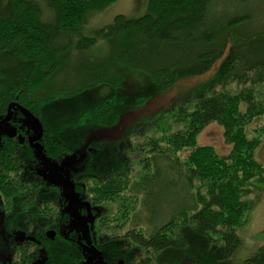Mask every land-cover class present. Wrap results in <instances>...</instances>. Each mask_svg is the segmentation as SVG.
Listing matches in <instances>:
<instances>
[{
	"label": "trees",
	"instance_id": "16d2710c",
	"mask_svg": "<svg viewBox=\"0 0 264 264\" xmlns=\"http://www.w3.org/2000/svg\"><path fill=\"white\" fill-rule=\"evenodd\" d=\"M117 1L0 0V115L7 113L11 103H18L40 120L44 137L69 139L70 152L82 157L88 170L114 171L113 179L94 183L102 204L118 203L126 187L142 192L144 207L136 214L140 222L131 224L149 226L148 231H139L150 234L148 241L142 240L146 246L174 255L185 252L184 257L198 263L229 264L242 243L238 231L255 205L246 198L264 189V164L255 158L261 139H249L246 132L255 118L264 115V0H148L142 17L117 15L107 26L84 35L88 14ZM76 37L78 42L71 41ZM101 40L107 46L104 56L69 66L70 48L88 52ZM225 62L229 66L221 76ZM127 71L144 75L164 92L177 77L202 81L196 86H201L199 92L191 89L184 101L140 117L153 120L150 131H160L162 136L146 137V130V142L134 145L140 158L147 150L153 155L139 159L134 175L118 158L115 139L95 137L118 126L122 114L112 98L88 109L54 108L84 91L120 85ZM222 77L221 88H215ZM228 81L241 89L232 93ZM206 89L208 93L202 95ZM13 109L17 118L28 119L20 109ZM212 123L223 127L230 153L222 156L206 146L182 161L178 154L195 148L198 135ZM258 133L264 134V129ZM103 146L110 149L102 153ZM165 164L177 176L171 187L180 185L185 198L181 206L167 205L163 219L160 205L154 206L153 201L160 200L158 184ZM122 200L128 203L120 210L127 223L136 208ZM188 233L210 252H189ZM245 264H264V245Z\"/></svg>",
	"mask_w": 264,
	"mask_h": 264
},
{
	"label": "flooded vegetation",
	"instance_id": "af4514ba",
	"mask_svg": "<svg viewBox=\"0 0 264 264\" xmlns=\"http://www.w3.org/2000/svg\"><path fill=\"white\" fill-rule=\"evenodd\" d=\"M17 114L0 128V264H161L151 254L166 250L146 246L150 234L123 223L122 206L113 203V216L104 215L94 183L113 179V171L88 170L69 139H38Z\"/></svg>",
	"mask_w": 264,
	"mask_h": 264
},
{
	"label": "rangeland",
	"instance_id": "374dc122",
	"mask_svg": "<svg viewBox=\"0 0 264 264\" xmlns=\"http://www.w3.org/2000/svg\"><path fill=\"white\" fill-rule=\"evenodd\" d=\"M147 4L148 0H118L116 3L107 7L103 11L89 13L85 25L82 26V32L84 35L92 34L98 29L110 24L117 15H125L128 17H142L147 11ZM79 39H77L76 37V39L72 38L71 41L78 42ZM66 41V39L63 40L64 44H68ZM106 51L107 46L105 41L103 40L96 43L95 46L92 47L88 52H78L76 48H70L69 53L67 54V62L69 66L74 64L79 65L80 63H83L85 61H93L95 59L101 58L105 55ZM228 66L229 62H225L221 71V76L225 74ZM189 74L190 73L187 72V75ZM121 76L122 80L120 85H102L95 89L84 91L78 96V98L76 97L75 99L68 100V102L63 101L60 104H56L54 108L62 111L67 107V109H69V107L78 108V106H84V108L88 109L92 106L98 105L105 100L112 98V100L116 102L118 109H120L119 111L122 114L118 121V126L113 127L112 129H105L95 137L115 139V141L118 143V158L120 155V158L126 161L128 168L130 167L129 171H132L133 169V173L131 174L134 175L136 168H138L137 163L142 158H153V155L148 153L149 150L145 152V157L142 156L140 158L139 155L142 154H140L139 152H135V150L133 149L134 145L135 148H137L136 145H142L146 142L145 135H143L146 130V137L155 135V133H158V136L156 137L162 136L160 131H150L149 127L153 124V120H143L140 117L148 116L150 112L151 114H153L154 112L158 111L157 109L169 106L173 102L179 103L181 101H184L189 97L191 89L197 88V92H199L198 88H201V86H196L202 81L200 82L198 78L193 79L191 76L177 77L175 85L164 92L161 91V87L150 83L146 79V77L140 73L127 71ZM190 78H192V80H184ZM223 81H225L224 78H220L215 83V88H221L220 83ZM226 83L227 89L232 93H237V91L241 89L236 85V83H233L232 81H228ZM208 91L209 89H206L201 93L202 95L207 94ZM156 92H159L160 94H155ZM245 109L246 104H241L240 111L244 112ZM127 115H130V117H128ZM24 121L30 123L27 118H24ZM262 129H264V115L255 118L253 122L247 127L246 132L249 139H252L256 136L261 139V144L255 152V158L257 161L264 164V134L258 133L261 132ZM130 132H132L131 136H129L131 134ZM127 136H129V138H126ZM110 144H113L114 146V143ZM107 146H103L100 148L102 150V153H106V151L110 149V147ZM206 146L213 147L217 151V153L222 156H226L230 153L232 146L226 142L224 129L219 123H212L207 126L198 135L196 139V147L185 148L178 154V156L182 161H186L187 158L193 155L194 150ZM121 159H119V162L121 161ZM105 169L108 170L107 168ZM98 180L99 182L106 181L104 180V176H100ZM173 182L177 183L176 173L171 171L167 167V164H165L161 182H159L158 184L160 200H158L157 202L156 199H154L153 201L154 206L156 204L160 205L159 207H157L156 205V207L159 208L158 210L161 209L163 213V219L167 218L165 216L168 211V209H165L167 205L172 207L176 205L181 206L184 202V191L182 190L180 185L171 187L170 184ZM118 197H120L121 200L117 204H119V206H122L121 208L118 207V210L124 209L125 205H128V203L125 204V201L122 200V198L126 199L127 202H133L135 205L136 210H134L132 217L130 216L129 218H127L129 220L126 219L130 222V225L131 223L134 224L135 220H137V222H140V218H137L136 214H140L141 210L144 207L143 193L135 190L134 188L126 187V189L123 190V195H120ZM246 199L252 201L255 205L252 211L247 215L246 224L238 231V234L242 239V243L233 257L229 259V264H245V262L255 256L258 252V249L264 245V189L259 192H253ZM111 204L113 203H110L109 206L103 204L104 208H102V211L104 212V215L113 216V213H115L116 206L114 204ZM131 228H134L137 231L144 232V230L148 231L149 226L145 223H142L139 227L135 228L133 226L130 227V229ZM186 238L189 241V252H195L198 250L202 253L205 251L210 252V247H208L206 244L199 247V244L194 241V236H192L190 233H188V237L186 234ZM214 251H216L217 253L219 252V250H217L216 248L214 249ZM184 254H186L187 256V253L185 252H177L174 255V252H168L166 250L165 254L163 253V255H159L158 253H152L151 255L152 257L156 255L157 262H161V264H163V261L164 264H203L195 262L191 258L184 257Z\"/></svg>",
	"mask_w": 264,
	"mask_h": 264
},
{
	"label": "water",
	"instance_id": "95a60500",
	"mask_svg": "<svg viewBox=\"0 0 264 264\" xmlns=\"http://www.w3.org/2000/svg\"><path fill=\"white\" fill-rule=\"evenodd\" d=\"M13 108L20 109L28 117V119H30V121L37 128V138L40 139L43 136V132H44L42 123L32 112H30L28 109L24 108L23 106L19 105L18 103H11L9 105L6 116L0 118V128L5 125L7 126L8 123L11 121L13 116V110H12ZM5 133L9 137H14L16 135V130L14 128L7 127ZM87 147L88 145L84 149H86ZM40 158L45 162L46 167L49 169V162L42 153H40Z\"/></svg>",
	"mask_w": 264,
	"mask_h": 264
}]
</instances>
